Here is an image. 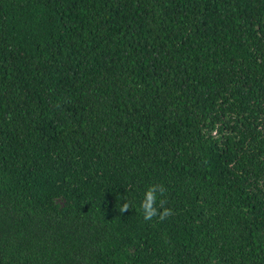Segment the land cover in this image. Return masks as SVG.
Returning <instances> with one entry per match:
<instances>
[{
  "label": "trees",
  "instance_id": "1",
  "mask_svg": "<svg viewBox=\"0 0 264 264\" xmlns=\"http://www.w3.org/2000/svg\"><path fill=\"white\" fill-rule=\"evenodd\" d=\"M0 264H264V0H0Z\"/></svg>",
  "mask_w": 264,
  "mask_h": 264
},
{
  "label": "clouds",
  "instance_id": "2",
  "mask_svg": "<svg viewBox=\"0 0 264 264\" xmlns=\"http://www.w3.org/2000/svg\"><path fill=\"white\" fill-rule=\"evenodd\" d=\"M166 188L163 184L150 185L144 192L143 198L140 201L139 208L137 209L142 213L145 222L158 218L159 221L174 215L171 208L166 206ZM123 203L119 207L120 214H124L132 210V204L126 196H122Z\"/></svg>",
  "mask_w": 264,
  "mask_h": 264
}]
</instances>
